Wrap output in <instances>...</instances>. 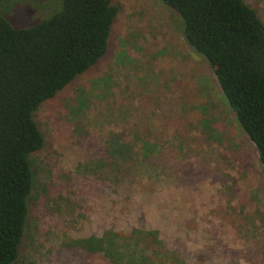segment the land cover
<instances>
[{
    "label": "rangeland",
    "instance_id": "obj_1",
    "mask_svg": "<svg viewBox=\"0 0 264 264\" xmlns=\"http://www.w3.org/2000/svg\"><path fill=\"white\" fill-rule=\"evenodd\" d=\"M111 1L106 52L34 112L43 143L30 156L15 264H106L62 241L139 227L191 252L210 248L208 264H231L221 251L236 264H264V175L208 63L160 0ZM244 1L264 22V0ZM42 2L7 0L5 16L15 27L33 23ZM114 142L129 144L132 163L94 175Z\"/></svg>",
    "mask_w": 264,
    "mask_h": 264
},
{
    "label": "trees",
    "instance_id": "obj_2",
    "mask_svg": "<svg viewBox=\"0 0 264 264\" xmlns=\"http://www.w3.org/2000/svg\"><path fill=\"white\" fill-rule=\"evenodd\" d=\"M6 1L0 0V264H15L34 180L30 156L43 143L34 112L103 56L118 8L111 0H41L47 5L42 17L15 27L5 16ZM160 1L180 19L185 43L208 63L264 175V22L244 0ZM148 145H142L144 165L151 163ZM128 150L127 142L111 143L94 161V175L115 161L130 165ZM61 246L106 264H208L215 254L210 248L191 252L180 240L163 241L143 227L105 230Z\"/></svg>",
    "mask_w": 264,
    "mask_h": 264
}]
</instances>
